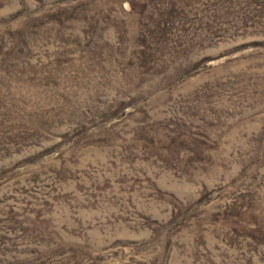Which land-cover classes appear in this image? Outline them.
I'll return each instance as SVG.
<instances>
[{"label":"rangeland","instance_id":"1","mask_svg":"<svg viewBox=\"0 0 264 264\" xmlns=\"http://www.w3.org/2000/svg\"><path fill=\"white\" fill-rule=\"evenodd\" d=\"M0 264H264V0H0Z\"/></svg>","mask_w":264,"mask_h":264}]
</instances>
